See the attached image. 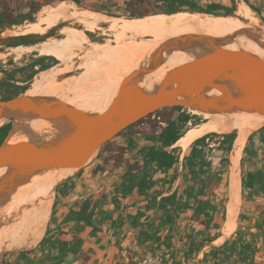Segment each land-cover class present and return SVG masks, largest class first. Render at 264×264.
<instances>
[{"label": "crops", "instance_id": "obj_1", "mask_svg": "<svg viewBox=\"0 0 264 264\" xmlns=\"http://www.w3.org/2000/svg\"><path fill=\"white\" fill-rule=\"evenodd\" d=\"M54 1L0 0V23L12 27L25 23L24 28ZM66 1L103 13L139 8L133 4L135 0ZM186 1L198 4L199 9L214 4L234 5L231 15L237 14L243 1L252 13L264 14L252 0ZM185 7V12L205 13ZM27 32L21 29L17 34H38ZM195 111L183 106L174 112L173 119L187 112L197 115L193 121L201 115ZM159 118L154 114L127 127L105 143L85 166L65 176L57 186L59 191L55 189L51 215L38 245L5 255L0 264H137L147 258L161 264H264V127L251 132L239 169L238 132L229 174V217L227 210L226 215H219L221 193L216 186L225 166L221 164L222 152L216 148L210 153L212 166L203 182L207 195L198 196L193 208L179 206V202L186 201L185 188L200 183L190 179L187 165L192 144L210 132L187 147L181 139L206 119L196 124L190 121L176 143L164 146L167 137L162 135L168 124L157 121ZM214 145L213 142L211 146ZM161 149L171 151L179 161L170 167L162 166L152 158V152ZM69 186L72 187L66 192ZM24 201L11 204L10 212L16 216L10 224L12 232L20 225ZM204 201L208 202L210 215H195V207ZM228 239L237 240V246L226 258L221 250Z\"/></svg>", "mask_w": 264, "mask_h": 264}, {"label": "bare ground", "instance_id": "obj_2", "mask_svg": "<svg viewBox=\"0 0 264 264\" xmlns=\"http://www.w3.org/2000/svg\"><path fill=\"white\" fill-rule=\"evenodd\" d=\"M237 14L249 21H242L236 15L215 16L181 11L114 22V17L107 13L80 8L74 2L66 0L59 1L56 5H46L39 12L38 19L22 29L31 27L35 31H47L56 22L65 21V19L78 22L83 28L109 25L106 33H110L114 37L116 45L101 44L98 41L90 40L86 32L78 30V28L67 26L60 29L62 37L47 38L36 46L43 56L57 57L61 66L57 65L38 73L27 93L59 98L87 113L99 112L117 94L124 77L138 67L149 63L155 49L163 41L190 33L212 35L217 38L218 43H224L225 47L245 50L264 58V50H261L256 40V37L264 35V29L259 30L255 27V24L258 23L253 16L252 9L242 1ZM121 18L123 17H117V19ZM66 22L69 21L66 20ZM144 35L153 36V38L136 40ZM127 37L130 38L127 39ZM36 46L20 45L14 47L13 52L19 59L22 54L30 52ZM208 48L207 44H199L193 52L173 51L166 54L164 64L154 73L144 75L140 86L145 90L152 89L172 67L193 59L196 53L206 51ZM74 57H78L81 62L80 67L84 71L69 78H62V73L74 70L73 65L76 62H74ZM230 89L242 94V90L236 85H231ZM213 93H217V90ZM203 112L211 114V116L214 115L216 120L190 130L186 136L182 137L181 144L187 147L194 139L211 131L237 130L239 132V148L236 161L239 169L241 153L247 138L253 130L264 124V112L243 109L227 112ZM23 118L28 117L24 115ZM224 119H226L224 123L219 121ZM36 122L41 126H51V122L48 120L39 119ZM52 170H48V174H34L19 186L15 195L11 196L10 204L13 205L25 200L21 222L14 233L22 234L25 231L32 238L42 235L50 215L56 185L60 179L72 171ZM7 173L4 169L0 170V180L7 177ZM229 201L227 202V215L230 217L232 215H230L228 206Z\"/></svg>", "mask_w": 264, "mask_h": 264}, {"label": "water", "instance_id": "obj_3", "mask_svg": "<svg viewBox=\"0 0 264 264\" xmlns=\"http://www.w3.org/2000/svg\"><path fill=\"white\" fill-rule=\"evenodd\" d=\"M216 42V37L203 33L162 42L150 62L125 76L114 98L96 113L84 112L59 98L30 95L27 91L0 99V121L26 115L27 119L48 120L61 130L53 137L38 140L8 135L0 143V170L8 172L0 180V191L19 187L36 173L52 169L78 171L115 135L164 107L264 112V58ZM199 44L209 48L172 67L152 89L140 86L144 75L154 73L164 64L166 54L193 52ZM231 85L240 87L242 94L233 92ZM215 90L217 93H213ZM235 148L234 142L228 158L229 172Z\"/></svg>", "mask_w": 264, "mask_h": 264}, {"label": "rangeland", "instance_id": "obj_4", "mask_svg": "<svg viewBox=\"0 0 264 264\" xmlns=\"http://www.w3.org/2000/svg\"><path fill=\"white\" fill-rule=\"evenodd\" d=\"M59 1L60 0H56L51 5H56ZM250 2H252L253 6H255L258 10H262L264 13V0H252ZM152 9L158 11L162 9V7L154 5L152 6ZM142 13L143 11H137L136 13H129V12H124V11H121V12L108 11L107 14L114 17V22L120 21V20H126V19L134 20L136 18H146L150 16V15H146L143 17L137 16L138 14H142ZM201 14H205V13H201ZM235 15L238 16L240 19L244 20L245 22L249 21L248 19L239 16L238 14H235ZM253 16L256 18V22L259 24V25L255 24V27L259 30L264 29V14H262V16H259L257 13H253ZM117 17H123V18L117 19ZM30 20H34V17L30 16ZM66 20H68L69 22H66ZM60 21L56 22L54 26H52V28L49 27L47 31H35L34 29H26V30H29L30 33H38V34H34L32 38L36 42L31 43L29 45L28 44H16L17 40L13 39L15 35H22V34H17V33L21 32L22 26L25 23H23V25L17 28L12 27V25L10 24H6L3 22L0 23V99H3V97L10 96V95L16 96V92H20L21 90H23L24 87L26 88L25 92L28 91V89L31 87L32 83L36 79L38 73L42 71L40 64H37L35 66L33 65L36 59L41 58V57H46L43 61V64H50V63L52 64L54 62L53 59L49 58V56L50 57H55V56L53 55L43 56V54H40V52L38 51L36 45L50 37H62V34L60 33V29L62 28H65L67 26L78 28V30L85 31L86 35L88 36L90 40L98 41L101 44L116 45L114 42V37L111 36L110 33L109 34L106 33L107 29L109 28V25H101L100 27H97V28H83L80 23L75 22V21L72 22L71 19H65V21L64 20H60ZM192 34H195V33H192ZM144 36H140L141 38L138 37L136 40L141 41V40H147L149 38L150 39L153 38V36L151 37L149 35H144ZM129 38L127 37V39ZM256 40L258 41L261 50H264V35L256 37ZM20 45H24V46L34 45L36 47L32 48L30 52L29 51L25 52L24 54H22L24 56L22 57L21 55L20 56L21 58L19 57L18 59L16 57L17 55L13 52V48L20 46ZM55 58L57 59V62L54 63L51 67H48L46 69L54 68L57 65L61 66L59 59L57 57ZM74 59H75L74 62L76 61L75 63L73 62L74 63L73 67H75L74 70L66 71L62 73V78H69L71 77L70 74L74 76L84 71L83 68L80 67L81 62L79 61L78 57H74ZM195 112L201 113V115L199 116V118L193 120L192 124L199 122L200 119H206L201 124L216 120V118H214V115L211 116V114H208L203 111L201 112L199 110H196ZM225 120L226 119L219 120V121L224 123ZM36 121L37 119H27V118L7 119V120L0 121V127H3V126L7 127L6 137L8 135H11L14 138L28 137V138L37 139V140L53 137L61 131L60 129L56 128L54 124H52L51 126H43V125L41 126V124L39 125V123H37ZM263 127H264V124L260 128L256 129V131L261 130ZM237 135H238V132H237ZM250 135L251 133L249 134L245 147L243 149L241 162L244 159L245 148L247 146ZM43 174H48V173L46 172ZM60 181L61 179L58 181L56 188L59 185ZM228 184H229V169L227 165L222 170V173L218 179V184L216 186V190L221 193V201H220V207H219L220 214L219 215H224L227 210V202L229 199ZM18 188L19 187L13 188L10 191L9 190L0 191V259L4 257L5 255L13 254L16 250L35 249V247L38 245L37 243L39 242V240L41 239L45 231L44 229V231L42 232V235L37 238H32L25 231L22 234L12 232V227H10V224L16 220V216L11 214L12 211L10 210V207H11L10 203H11V196L16 194ZM53 201H54V196H53V200L51 204L50 215H51V211L53 207ZM241 205H242V202H241ZM240 209H241V206H240Z\"/></svg>", "mask_w": 264, "mask_h": 264}, {"label": "trees", "instance_id": "obj_5", "mask_svg": "<svg viewBox=\"0 0 264 264\" xmlns=\"http://www.w3.org/2000/svg\"><path fill=\"white\" fill-rule=\"evenodd\" d=\"M134 3L137 4L139 8L130 11L129 13H136L137 11H143L142 14L137 15L138 17L159 14V13L172 14V13L185 11L187 10L185 7L186 5H189L192 10L201 8L198 4L186 0H135L133 4ZM154 5L162 7V9L158 11L153 10L152 6ZM234 10H235L234 5L229 7L224 4H214L205 9H199L198 11L196 10L193 12H205L213 15H231L234 13ZM32 38H33L32 35H21V36L13 37L14 40H17L16 44H31L36 42ZM45 58L46 57H41L36 59L33 65L35 66L37 64H40L41 69L44 70L48 67H51L54 63L57 62V59L55 57L49 56V58L53 59L54 62L52 64L51 63L43 64ZM25 90L26 88L24 87L23 90H21L20 92H16V96L22 92H25ZM11 97L14 96L13 95L6 96L3 97V99H7ZM182 108L183 106L180 105L164 107L144 118H141L137 122L131 124L129 127L133 125H137L147 119H150V117L155 114L156 116L160 117L159 119H156L157 121H163L168 124L165 130L163 131V135H162L163 137H167V139H165L163 142L164 146L172 145L180 139L184 130L188 126V123L197 116L196 114L180 112V114L175 119H173L174 112L176 110H181ZM6 130H7L6 126L0 127V143L6 137ZM236 137H237V130L231 132H222V133L210 132L194 141L190 149V153L188 155L187 165L189 167L190 179L194 182H200V183L188 185L185 188L184 192L187 198L186 201L179 202V206L181 208H186V209L193 208L195 200L198 196L207 195V189L205 188L203 182L205 180L206 174L208 173V171L212 166V160L209 157L210 153L212 152L213 148L220 150L222 152L221 164L227 166L229 164L228 161L229 154L233 147ZM213 142L215 143V145L212 147L211 144ZM152 158L158 159L160 164L165 167L173 166L176 162L179 161L178 156L173 154L171 151L164 149H161L157 152L153 151ZM71 187L72 186L66 187L65 191L66 192L70 191ZM58 191L59 188H57V192ZM208 207L209 205L207 201L198 204L195 207L196 208L195 215H201V214L210 215L208 212ZM224 215H226V213ZM236 246H237V240L228 239L225 246L222 248L221 253L224 254L226 258H229L232 252L236 250ZM227 249H229L230 252H227Z\"/></svg>", "mask_w": 264, "mask_h": 264}, {"label": "built area", "instance_id": "obj_6", "mask_svg": "<svg viewBox=\"0 0 264 264\" xmlns=\"http://www.w3.org/2000/svg\"><path fill=\"white\" fill-rule=\"evenodd\" d=\"M137 264H161L160 261L156 260V259H150V258H147L145 260H142L140 261L139 263Z\"/></svg>", "mask_w": 264, "mask_h": 264}, {"label": "flooded vegetation", "instance_id": "obj_7", "mask_svg": "<svg viewBox=\"0 0 264 264\" xmlns=\"http://www.w3.org/2000/svg\"><path fill=\"white\" fill-rule=\"evenodd\" d=\"M25 93V92H24ZM22 94V93H21Z\"/></svg>", "mask_w": 264, "mask_h": 264}]
</instances>
